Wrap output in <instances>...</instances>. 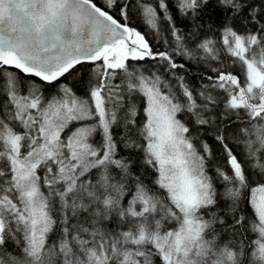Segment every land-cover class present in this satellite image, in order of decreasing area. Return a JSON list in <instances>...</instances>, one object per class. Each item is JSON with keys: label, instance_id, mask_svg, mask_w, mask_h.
I'll return each mask as SVG.
<instances>
[{"label": "snow or ice", "instance_id": "6c2138e0", "mask_svg": "<svg viewBox=\"0 0 264 264\" xmlns=\"http://www.w3.org/2000/svg\"><path fill=\"white\" fill-rule=\"evenodd\" d=\"M0 264H264V0H0Z\"/></svg>", "mask_w": 264, "mask_h": 264}, {"label": "trees", "instance_id": "16d2710c", "mask_svg": "<svg viewBox=\"0 0 264 264\" xmlns=\"http://www.w3.org/2000/svg\"><path fill=\"white\" fill-rule=\"evenodd\" d=\"M95 2H96L98 5H100L101 7L103 6V0H95ZM134 23H137V24H138V27L140 28L141 31H148L146 25H144V24H142V23H139V22H134ZM165 35H166V33H162L161 36L159 37V39H160L161 42H162L163 39L165 38ZM148 39H149V40H152V41H155V40L157 39L156 34L153 33L152 35H150V36L148 37ZM196 59H197V58H196ZM196 59H193V60H189V61H188L187 58H182V60H180V59H177V60H178V62H180V63H184V64H186V66H187V70L189 69L188 71L185 70V72L187 73V76L190 77V78H194V79H193V84H194V86H199V85H201L202 82H201L200 80L196 79V78H197L198 76H200V75L202 74V72H203L206 68H204L203 65L195 64V60H196ZM129 63H134V62L129 61ZM140 63H143V62H140ZM7 70L18 73V71H15V70H12V69H7ZM131 70H132V69H130V71H131ZM19 75H20L21 77L24 76V75H22L21 73H19ZM32 79L37 80L36 78H32ZM117 82H119V81H117ZM219 187H220V186H219ZM253 216H254V213H253Z\"/></svg>", "mask_w": 264, "mask_h": 264}, {"label": "bare ground", "instance_id": "6f19581e", "mask_svg": "<svg viewBox=\"0 0 264 264\" xmlns=\"http://www.w3.org/2000/svg\"><path fill=\"white\" fill-rule=\"evenodd\" d=\"M175 11H176V10L173 8V12H175ZM202 55H203L202 52L199 53L197 59L195 60V64L203 65V67L206 68V67H207V64H206L204 61H199V63L197 62V61L199 60V56H202ZM177 59L182 60V58L179 57V56L177 57ZM188 61H189V60H188ZM185 70H187V67H186L183 71L185 72ZM188 70H189V69H188ZM188 70H187V71H188ZM141 71H143V69H141ZM182 74H183V73H182ZM187 79H188L190 82L193 83V79H194V78H190V77L187 76ZM243 148H244V145L241 144L240 147L237 149V152H240ZM146 179L150 180L151 177H150V176H149V177H146ZM255 179H256V177H253V180H255ZM219 186H220V185H218L219 190H220L221 192H223V191H224L223 187H221V186L219 187ZM248 214H249L250 217H254V216H253V212H252V210H251L250 207L248 208ZM13 251H14V249H13Z\"/></svg>", "mask_w": 264, "mask_h": 264}, {"label": "water", "instance_id": "95a60500", "mask_svg": "<svg viewBox=\"0 0 264 264\" xmlns=\"http://www.w3.org/2000/svg\"><path fill=\"white\" fill-rule=\"evenodd\" d=\"M11 69H14V68H11ZM15 70H17V69H15ZM19 71V70H18ZM23 74V73H22ZM23 75H25V74H23ZM38 79V78H37Z\"/></svg>", "mask_w": 264, "mask_h": 264}]
</instances>
